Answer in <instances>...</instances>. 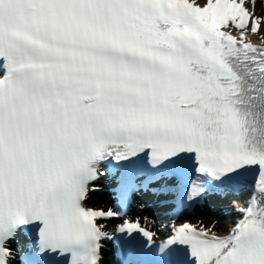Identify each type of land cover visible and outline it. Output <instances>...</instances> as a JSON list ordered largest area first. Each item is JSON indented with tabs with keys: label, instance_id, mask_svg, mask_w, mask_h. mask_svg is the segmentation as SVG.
Masks as SVG:
<instances>
[{
	"label": "snow or ice",
	"instance_id": "snow-or-ice-1",
	"mask_svg": "<svg viewBox=\"0 0 264 264\" xmlns=\"http://www.w3.org/2000/svg\"><path fill=\"white\" fill-rule=\"evenodd\" d=\"M256 3L0 0V264H264ZM110 169L119 206L87 207ZM141 191L246 196L225 235L185 222L157 243L123 219Z\"/></svg>",
	"mask_w": 264,
	"mask_h": 264
},
{
	"label": "bare ground",
	"instance_id": "bare-ground-1",
	"mask_svg": "<svg viewBox=\"0 0 264 264\" xmlns=\"http://www.w3.org/2000/svg\"><path fill=\"white\" fill-rule=\"evenodd\" d=\"M255 12H256V14L257 15H259V16H264V5L263 4H261L260 2L259 3H256V6H255ZM248 35H253V34H251V33H249ZM255 36H258V37H260V36H264V31L263 30H261V32L260 33H258V34H256ZM201 218H205V221L206 222H211V221H213V224H212V231H220L221 230V225L219 224V221H221V219L223 218V217H221V218H214V216H210V215H206V216H201ZM213 218V219H212ZM146 223H150V225H151V227L152 228H155V230H154V232H157L158 233V231H157V225H156V222H155V220L153 219V220H151V219H147L146 220ZM108 227V226H107Z\"/></svg>",
	"mask_w": 264,
	"mask_h": 264
},
{
	"label": "rangeland",
	"instance_id": "rangeland-1",
	"mask_svg": "<svg viewBox=\"0 0 264 264\" xmlns=\"http://www.w3.org/2000/svg\"><path fill=\"white\" fill-rule=\"evenodd\" d=\"M260 2H262V3H264V0H259ZM214 218H216L215 216H214ZM213 219V218H212Z\"/></svg>",
	"mask_w": 264,
	"mask_h": 264
}]
</instances>
